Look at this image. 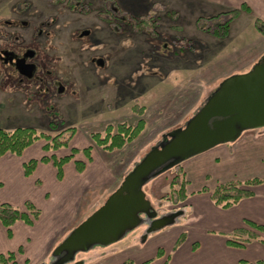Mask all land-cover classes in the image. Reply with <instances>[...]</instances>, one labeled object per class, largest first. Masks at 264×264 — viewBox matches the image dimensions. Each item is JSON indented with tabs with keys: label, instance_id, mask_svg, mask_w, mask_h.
I'll return each mask as SVG.
<instances>
[{
	"label": "rangeland",
	"instance_id": "374dc122",
	"mask_svg": "<svg viewBox=\"0 0 264 264\" xmlns=\"http://www.w3.org/2000/svg\"><path fill=\"white\" fill-rule=\"evenodd\" d=\"M68 1L75 0H0V126H32L38 132L52 136L60 130L74 127L76 133L71 139L70 147L83 148L92 144L93 150H96L92 151L93 164L82 174L75 170L71 161L65 165V182L54 181V177L52 181H45L46 188L56 199L60 200L66 195L77 202L69 210L73 217L68 222V231L52 235L53 238L59 236V241L52 251L45 253L39 264H123L125 260L138 264L146 260L157 261L163 256L164 250H159L157 254L156 250L168 237L166 249L184 227H188L192 240L199 234L202 226L204 231L209 228L205 223L208 220L206 212L192 210L185 201L176 203L170 196V179L183 171L179 164L161 174L160 181L165 185L153 189L148 184L142 185L141 190L156 215L139 213L137 230H124L118 240L110 244L93 243L86 249L73 252L66 261L62 260V254H53L56 246L71 230L102 206L111 194L105 192V185L94 180L93 165H100L102 161L108 163L111 159L117 163L119 160L113 159L119 157L122 150L105 151L93 143L89 135L96 132L103 135L108 125L114 127L120 122L134 126L142 118L144 128L135 140L125 145L128 147L123 153L128 150L133 152L137 145L145 144L144 148L138 149V152L143 153L140 155L143 158L151 146L161 147L158 143L164 134L177 127L183 128L224 78L247 73L250 71L249 66H235L241 59V52L237 50L240 49V41L235 32L229 31L223 38L206 32L208 40L200 43V54L196 53L197 48H192L193 46L191 51L181 53L176 50L178 43L174 40L183 36L178 33L173 22H165L168 20L164 19L165 13L162 14V20L158 14L151 13L158 18L156 30L160 36L148 37L144 32L116 34L97 13V8L103 6V0H84L88 4L86 7H91V12L88 13L70 9ZM107 1L105 3L111 6V0ZM231 1L228 5L231 6L230 9L236 8V1ZM137 3H132V0H117L115 6L126 13L135 12L132 14L137 15L141 11L132 9ZM167 17L172 18L170 15ZM249 28L260 35L253 26L250 25ZM247 33L246 28L242 34L250 41L251 37ZM188 40L194 46L197 44L194 40ZM187 43L189 42H183V46ZM19 58L34 66L30 75L23 74L17 67ZM253 58L254 61L257 59L256 56ZM221 68L229 72L217 73ZM209 76L212 86L203 89L209 83ZM198 95H201L199 103L194 105ZM135 103L145 107L142 116L132 111ZM50 121L56 122V130L49 127ZM248 131L258 136L264 131V127ZM41 143L44 141L40 140L32 147L36 149ZM130 143L133 145L129 146ZM40 149L39 147L37 151L40 152ZM100 151H105V159ZM51 153L48 152L47 155ZM67 153L69 147L54 151L57 156ZM75 158L85 160L83 154H78ZM177 159L179 158H171L168 165ZM157 169L160 168L151 173L154 174ZM125 175L126 173L119 177L118 185ZM80 178L83 179V184L77 187L76 180ZM263 198L261 202L260 199L254 200L259 209L254 216L258 218H264V211H261L264 208ZM52 209L51 207L49 210ZM237 209L241 208L233 211L236 212ZM162 217L169 222L164 228L153 229L152 222ZM52 219L53 217L44 213L46 227ZM253 223L262 224L243 218L242 224L235 227L241 233L235 237L237 244L231 245L233 248H244L253 242L264 244V229ZM235 229L216 233L227 238ZM164 232L165 238L162 236ZM130 234L135 236L131 238ZM252 236L256 238L241 240ZM197 246L194 245V248ZM143 253L146 256L140 261L136 260Z\"/></svg>",
	"mask_w": 264,
	"mask_h": 264
},
{
	"label": "crops",
	"instance_id": "0c3cea01",
	"mask_svg": "<svg viewBox=\"0 0 264 264\" xmlns=\"http://www.w3.org/2000/svg\"><path fill=\"white\" fill-rule=\"evenodd\" d=\"M114 1L115 3L117 2V0ZM235 1L236 7L242 2H245L251 8L250 13L242 11L230 24V33L235 32L240 41V49L237 50L241 52V59L236 62L235 66L242 65L241 67H243L248 65L251 71L253 66L264 57V35H259L249 28L250 25L254 27L253 23L255 17H260L264 20V0ZM231 2V0H132V3H137L132 6V9L134 11H141L139 12L140 14L137 15L158 14L157 16L160 20L163 19L162 14L165 13L166 17L164 19H168L165 22H173L174 26L179 27L177 28L179 34H182L184 38L194 40L197 43L196 53L200 54L201 47L199 45L201 42L207 41L208 37L206 36V32L197 29L195 25L196 19L200 16L207 17L220 13L223 10L230 9L231 6L228 5L229 3L231 4ZM169 11L176 14L174 19L167 17L169 16ZM246 28L248 36L251 37L250 41L247 40L246 35L243 36L242 34ZM255 56L257 59L259 56L260 58L254 61L253 57ZM226 70L225 68H221L217 73L229 72ZM249 70L247 69L246 71ZM210 77L211 76H209L208 85L203 86V89L211 88L212 81ZM200 97L201 95H198L194 105L199 103ZM15 127L17 126L13 128ZM13 128L5 129L10 130ZM179 128L181 127H177L176 129ZM248 130L251 129L241 131L239 136L233 141L217 144L203 152L179 160L169 167L161 170L158 169V171L143 183L144 186L147 184L151 186V189L165 185V183L160 181L161 174L174 165L179 164L188 181L185 204L189 205L188 207L190 208L192 207V210L206 212L205 217H207L208 220L205 223L208 225L207 227H209H205L208 230L204 231L202 226L201 230L203 231L200 230L199 234L194 237V240H192L191 232L188 231V227H184L183 231L174 236L172 244L168 249H166L165 243H167L166 241L170 237H168L163 244H160L156 250V254L159 250H164L163 256L161 259H156L157 261H149V264H237L241 259H246L251 262L260 261L264 264V244L253 242L244 248H233L228 244L225 236L216 233V231H220V233H222V231L228 232L229 229L231 230L235 229V227H239L242 224L243 218L261 222L264 225V218L254 216L259 210L257 207L258 204H255L254 200L260 199L261 202L264 197V131L260 133L261 135L257 136L250 133ZM247 131L248 133H244ZM166 135L168 138L170 137L168 133L164 134L162 140ZM162 140L159 141L158 144H160ZM38 142L39 141L34 144ZM34 144L27 147L21 155L6 153L0 156V202H7L22 207L24 202L29 200L41 210L39 219L36 220L33 225H27L22 221L16 222L12 227V237H8L6 229L0 227V254L15 252L17 264H39L43 256H45V253L48 254L52 251L54 245L58 243L60 238L59 236L53 238L52 235L57 233L63 234L68 231V222H70L72 220L70 218L73 217V213L69 212V210L73 208L72 204L77 202V200H70L66 195L60 200L58 198L56 199L54 194L46 188L45 181H52L53 177L56 178L55 168L51 162H39L31 175L26 176L24 174V162L31 158L38 159L43 154H47L42 150V143L36 147V149L32 147ZM132 145L133 144L130 143L129 146ZM39 147L41 148L40 152L37 151ZM127 147L125 146L120 149V151L122 150L121 155L113 159L114 161L119 160L117 163L113 162L111 159L108 163L102 161L103 164L93 165L94 180L105 185L107 188L105 192L107 193L114 192L121 184L118 185L119 182H117L119 177L123 176L125 173L127 174L132 167L139 162V159H142L140 155L143 153L138 152V149L144 148L145 144L137 145L133 152L128 150L123 153ZM151 148L152 146L150 149ZM28 152H34V154ZM93 152H96V150H93ZM104 152L105 151H100L102 157L104 156ZM123 161H125V164L122 165ZM90 164H93V162H87L83 171H85ZM82 172L80 173L82 174ZM211 174L213 175L212 178ZM233 179L242 182L259 179L260 182L253 187L254 193L252 196L245 197L238 203L227 208H222L215 204L209 192L203 191L205 187L213 189L217 183ZM53 180H58L60 181L59 183L66 181L65 166L63 179L59 180L56 178ZM82 180L81 178L76 180V183H78L77 187H79V185L82 186ZM48 183L50 182L48 181ZM51 207L53 208L52 211L49 210ZM236 208L241 209H237L236 212H234L233 210ZM261 211H264V208H262ZM44 213L49 217H53L47 227L43 221ZM138 225L139 223L133 228L137 230L136 227ZM162 227L164 228V226ZM210 230L214 232H210ZM165 234V232L162 234L164 238ZM180 235H184V238L180 244L176 245V241ZM134 236L135 234L129 235L131 238ZM122 240H125V238ZM139 244H142V242L139 241ZM194 245H198L197 248H194ZM19 247L23 248V252H19ZM145 256L146 254L143 253V255L136 258V260L140 261Z\"/></svg>",
	"mask_w": 264,
	"mask_h": 264
},
{
	"label": "water",
	"instance_id": "95a60500",
	"mask_svg": "<svg viewBox=\"0 0 264 264\" xmlns=\"http://www.w3.org/2000/svg\"><path fill=\"white\" fill-rule=\"evenodd\" d=\"M20 69L30 75L32 65L25 64ZM260 127H264V61L247 73L224 79L184 127L168 133L169 138L164 136L160 148L152 147L102 206L76 225L53 254H62V260L66 261L73 252L93 243L115 242L124 230L140 222L139 213L156 215L141 190L148 176L153 174L151 171L233 141L243 130ZM173 157L179 159L168 165ZM168 222L165 217L158 218L152 222V228L158 229Z\"/></svg>",
	"mask_w": 264,
	"mask_h": 264
},
{
	"label": "trees",
	"instance_id": "16d2710c",
	"mask_svg": "<svg viewBox=\"0 0 264 264\" xmlns=\"http://www.w3.org/2000/svg\"><path fill=\"white\" fill-rule=\"evenodd\" d=\"M77 2V3H76ZM103 0V6L97 8V13L103 19L110 29L116 34H124L126 32H144L148 37L160 36L156 30L158 25V18L152 14L145 15H135L131 13H126L120 8L116 7L115 2L111 0V6H108ZM70 9L77 10L79 12L88 13L91 12V7H86L88 4L84 0H75L74 2H69ZM251 12V8L245 2H242L239 7L230 9L228 11H222L216 15L209 17L200 16L196 19V27L204 32L211 33L212 35L223 38L229 34L230 24L238 17L242 12ZM172 18L176 17V14L172 11L168 12ZM254 28L261 34L264 35V20L260 17H255ZM176 29L178 26H174ZM177 37V36H176ZM178 43L176 50L181 53H186L195 48L196 45L191 44L187 38L177 37L174 40ZM189 42L183 46V42ZM181 42V43H179ZM262 60L258 61L262 63ZM230 77V76H228ZM227 77V78H228ZM226 79V78H224ZM223 79V80H224ZM222 80V81H223ZM221 81V82H222ZM220 82V83H221ZM218 84V86L220 85ZM207 100V99H206ZM201 105V107L206 103ZM132 111L142 116L145 111V107L135 103L132 106ZM144 120L141 118L138 120L137 124L132 126L125 122L117 123L114 127L108 125L104 134L101 133H91L89 135L93 143L102 147L105 151H114L122 149L126 144L135 140L142 129L144 128ZM49 127L53 130L57 129L56 122H49ZM115 128V130L113 129ZM67 132V133H66ZM76 133L74 127H68L66 129L60 130L55 135H50L45 132H38L34 127L31 126H17L11 130H7L0 126V156L10 153L13 155H21L23 151L33 145L35 142L43 140L42 150L45 153L52 152L50 155L43 154L40 158H31L23 163V172L26 176L31 175L39 162H51L55 168L56 178L61 180L64 177V166L73 162L75 170L82 172L87 162L92 161V151L93 145L90 144L83 148L70 147V142ZM69 147V153L57 156L54 151ZM83 154L85 160L75 158L76 155ZM260 182L259 179H252L248 181H239L236 179L219 182L215 185L213 189L203 188V191H208L212 200L215 204L222 208H227L238 203L241 199L245 197L252 196L254 193V186ZM187 178L183 171L176 173L169 181V191L170 196L177 202H183L187 198ZM1 185V183H0ZM41 215V210L33 202L26 200L22 207L12 205L7 202H0V227H4L7 231L8 237H12V227L18 221H22L27 225H33V223L39 219ZM255 224V223H253ZM260 229H264L263 224H255ZM240 229H235L232 233L227 236L228 244H237L236 236L240 235ZM184 238V235H180L176 241V245L180 244ZM255 236L242 238L241 240L247 241L248 239H255ZM263 241V240H262ZM19 252H23V248L19 247ZM0 264H17L15 252H7L5 254H0ZM123 264H135L131 260H125ZM138 264H149V260L140 262ZM238 264H261L260 261H245L240 260Z\"/></svg>",
	"mask_w": 264,
	"mask_h": 264
},
{
	"label": "flooded vegetation",
	"instance_id": "af4514ba",
	"mask_svg": "<svg viewBox=\"0 0 264 264\" xmlns=\"http://www.w3.org/2000/svg\"><path fill=\"white\" fill-rule=\"evenodd\" d=\"M17 64V67L20 69L21 67H24L25 64H29V65H32L31 63H28L26 60H21L20 58L17 60L16 62ZM34 69V66L32 65V71ZM21 70V69H20ZM31 71V72H32Z\"/></svg>",
	"mask_w": 264,
	"mask_h": 264
}]
</instances>
